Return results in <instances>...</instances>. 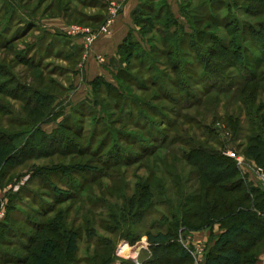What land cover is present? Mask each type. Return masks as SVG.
<instances>
[{
    "label": "rangeland",
    "instance_id": "obj_1",
    "mask_svg": "<svg viewBox=\"0 0 264 264\" xmlns=\"http://www.w3.org/2000/svg\"><path fill=\"white\" fill-rule=\"evenodd\" d=\"M141 2L132 50L106 86L88 59L125 0H0V144L16 146L14 166L0 169V264H32L57 227L55 237L78 233L79 250L69 256L57 238L50 264H143L148 235L168 232L172 252L191 253L184 263L206 264L224 207L247 205L240 194L207 193L188 162L198 150L233 160L264 192V164L249 143L264 138V0ZM77 27L96 34L91 48L70 35ZM99 54L95 62L108 64ZM233 120L236 134L226 127ZM206 204L214 219L200 226ZM174 216L192 226L175 229ZM253 225L258 241L243 257L256 264L264 235L258 218Z\"/></svg>",
    "mask_w": 264,
    "mask_h": 264
},
{
    "label": "trees",
    "instance_id": "obj_2",
    "mask_svg": "<svg viewBox=\"0 0 264 264\" xmlns=\"http://www.w3.org/2000/svg\"><path fill=\"white\" fill-rule=\"evenodd\" d=\"M136 13L137 10L135 11L133 17L134 23L137 25L139 21L135 17ZM106 20L107 15L105 17H97L95 20L96 23L90 19V21H92L95 25H103ZM131 34L133 33H130L119 50L121 65L123 63V58L126 57L127 50H132V47H130ZM21 38L24 37L22 36L18 39ZM8 45L10 44L4 46L5 49H7ZM127 56V62H130L133 58V53L131 52ZM103 79V77H99L97 81L105 82L106 86H109L110 83L103 81ZM34 99L36 101H44L42 100V96L39 92L34 94ZM260 125V127L264 129V120L260 123ZM226 127L232 132H235V134L240 130L238 120H233V122L229 121ZM249 143L251 144L250 151L257 153L255 156L256 160L259 163L264 164V138L262 139L261 136H255L250 139ZM15 153V145L11 143L0 144V169L11 168L14 166ZM192 153L191 159H189L188 162L191 166L197 169L201 178H204L211 184V187L207 192L208 194L215 190L230 196H233V194H240L242 196V202L247 205L246 207H243L241 204L235 202L233 203V206L231 205L232 208L224 207L223 212L219 216V219L223 224V231L216 240L213 249L207 254L206 264H252V261L250 260L245 261L243 256L245 253L251 254L255 250L258 237H254L253 235V224L257 218L260 221L259 231L264 235V192L247 184V182L240 175L236 163L233 160L224 157L221 153L214 151L209 152L206 149L198 150ZM63 173L68 175L70 174V170L65 168L63 169ZM141 204H144V201ZM184 206L187 205L184 204ZM205 207L206 210H208L203 213L198 221L200 226L208 224L214 219L209 209V204H206ZM174 218L176 219L175 229L181 228L180 226L183 225L186 229H189L190 225H188V222L184 219V217L179 218L174 216ZM57 230H59V227H57L56 231L54 230L51 232L52 234L48 233L41 238L38 252L34 257L32 264H50V262L57 257V238L67 242L66 252L69 256L78 252V233L66 229L55 237L54 234ZM244 236L251 237L253 239L255 238V244L253 241H249L246 238L240 241ZM175 240L176 235L172 234V232L159 233L155 235L149 234L148 241L150 243L151 259L143 264H179L181 262L182 264H186L184 262H187L190 259L191 254L182 245L178 246L177 250L172 252V248L170 246ZM135 243L136 241H134L133 245ZM168 257L171 259L167 260L166 258ZM172 257H175V260H172ZM2 260L3 259L0 258V263L5 262ZM122 264L128 263L122 262Z\"/></svg>",
    "mask_w": 264,
    "mask_h": 264
},
{
    "label": "crops",
    "instance_id": "obj_3",
    "mask_svg": "<svg viewBox=\"0 0 264 264\" xmlns=\"http://www.w3.org/2000/svg\"><path fill=\"white\" fill-rule=\"evenodd\" d=\"M122 4L123 3H121V5ZM141 4V0H125V4H123V9L121 10V15H119L115 23L112 34L103 37L98 42L96 50L93 51V54L88 59V63H90V68L94 74V78H105L108 75L110 76L112 75V72L115 71L117 63L120 65V47L128 38L131 30L135 26L133 15L137 8L141 6ZM124 5H126V7H124ZM79 50L83 52V47H79ZM99 53L105 56L109 55L108 64L101 66L99 63L95 62V54ZM84 58L85 57H83V61L85 60ZM256 264H264V254L260 255L256 261Z\"/></svg>",
    "mask_w": 264,
    "mask_h": 264
},
{
    "label": "built area",
    "instance_id": "obj_4",
    "mask_svg": "<svg viewBox=\"0 0 264 264\" xmlns=\"http://www.w3.org/2000/svg\"><path fill=\"white\" fill-rule=\"evenodd\" d=\"M111 21V20H110ZM105 32H107L105 30ZM70 35L77 37V36H82L85 39V43H86V47L89 49L91 48V46L95 43L97 36L96 34L90 30V29H81V28H73L70 31ZM105 61L102 59V63H104ZM239 163H241L240 160H238ZM261 173V172H260ZM262 179H261V184L262 187L264 188V173H261ZM191 254V253H190Z\"/></svg>",
    "mask_w": 264,
    "mask_h": 264
},
{
    "label": "bare ground",
    "instance_id": "obj_5",
    "mask_svg": "<svg viewBox=\"0 0 264 264\" xmlns=\"http://www.w3.org/2000/svg\"><path fill=\"white\" fill-rule=\"evenodd\" d=\"M125 248H123V251L124 252ZM127 252V251H126ZM139 253L138 249H135V250H130L129 251V255L130 257L126 256V259H129V260H136L137 259V254ZM123 254V253H122ZM124 257V256H123Z\"/></svg>",
    "mask_w": 264,
    "mask_h": 264
},
{
    "label": "water",
    "instance_id": "obj_6",
    "mask_svg": "<svg viewBox=\"0 0 264 264\" xmlns=\"http://www.w3.org/2000/svg\"><path fill=\"white\" fill-rule=\"evenodd\" d=\"M121 247H123V245Z\"/></svg>",
    "mask_w": 264,
    "mask_h": 264
}]
</instances>
